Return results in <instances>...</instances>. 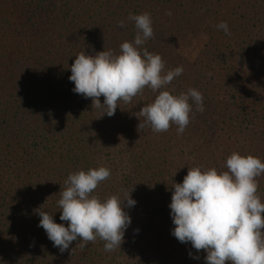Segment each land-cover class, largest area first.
Masks as SVG:
<instances>
[{
    "label": "trees",
    "instance_id": "obj_1",
    "mask_svg": "<svg viewBox=\"0 0 264 264\" xmlns=\"http://www.w3.org/2000/svg\"><path fill=\"white\" fill-rule=\"evenodd\" d=\"M137 1L145 3L131 14L150 13L154 35L147 41L155 43V25H161L159 19L165 17L159 11L161 5L146 11L143 7L150 5V0ZM168 1L163 11L170 3L175 5L174 0ZM233 5L228 17L226 12L220 17L222 9H217L212 21L204 18L207 30L213 29L194 62L174 57L173 51L169 64L162 58L166 70L184 69L166 90L179 95L195 88L203 95L204 111L192 104L190 123L178 135L176 125L161 133L149 126L139 129L134 114L158 95L148 87L130 103L119 101L111 117L92 106L91 98L72 91L75 85L69 76L75 56L107 50L111 40L105 36L110 31L97 32L96 27L98 22L113 20L114 14L110 20L99 11L93 13L89 0H0V264H164L165 259L172 264H205L203 250H186L190 242L181 243L171 235L175 226L169 204L174 184L167 179L165 156L178 144L185 147L192 138H203L208 152H213L198 159L197 167L202 169L226 171V160L233 152L264 162V0L249 4L244 13H238L239 6ZM199 12L183 9L182 19L174 13L175 20L168 28L187 29L193 22H202ZM80 15L87 19H83V28L95 27L87 42L83 35L70 37L75 25H83L76 23ZM129 15L121 21L133 36L137 30ZM217 21L227 22L230 35L214 29L220 24ZM175 36L172 32L165 41L169 48L177 41ZM70 40L75 45L65 46ZM114 53H120V46ZM100 101L103 103V96ZM95 117L101 118L105 129L99 128L103 131L92 125ZM112 117L126 118L122 136L116 132L117 125L114 130L108 127ZM94 130L100 135L106 130L111 142L103 147L87 138ZM109 149L112 154L111 150L105 153ZM99 167L110 169L111 175L93 195L101 200L119 195L123 200L132 191L131 198L137 202L125 209L131 225L121 249L106 252L105 242L97 238L85 248L74 241L61 252L38 227L40 217L34 210L43 205L42 210L54 215L56 223L67 226L59 219L58 207L65 179L70 173ZM188 168L179 173L175 183L183 181ZM257 179V194L264 202V175ZM158 211L163 216L158 218Z\"/></svg>",
    "mask_w": 264,
    "mask_h": 264
},
{
    "label": "clouds",
    "instance_id": "obj_2",
    "mask_svg": "<svg viewBox=\"0 0 264 264\" xmlns=\"http://www.w3.org/2000/svg\"><path fill=\"white\" fill-rule=\"evenodd\" d=\"M128 20L134 22L136 35L133 41L120 45L119 54L104 49L95 55L83 51L75 56L69 76L75 85L72 91L91 98L92 106L111 117L119 108V101L130 103L148 87L158 95L134 114L140 121L139 129L149 126L153 132L161 133L176 125L177 134H183L190 123L192 104L204 111L203 95L195 88L179 95L166 90L182 75L183 66L166 70L159 54L141 47L154 35L150 13L130 14ZM117 26L123 28L125 22L119 21ZM217 28L230 35L227 22H221ZM225 167L226 171L219 172L215 168H188L183 181L174 182L169 204L175 226L171 235L181 243L190 242L197 252L203 250L205 264H264V202L257 194V178L264 175V162L233 152ZM110 175V169L99 167L67 176L58 201L59 219L67 226L56 223L54 215L42 210L43 205L34 210L40 217L38 227L45 230L47 238L61 252L74 241L85 248L97 238L105 242L106 252L121 249L131 225L125 209L137 202L131 198L132 191L123 200L119 195L104 200L93 195Z\"/></svg>",
    "mask_w": 264,
    "mask_h": 264
},
{
    "label": "rangeland",
    "instance_id": "obj_3",
    "mask_svg": "<svg viewBox=\"0 0 264 264\" xmlns=\"http://www.w3.org/2000/svg\"><path fill=\"white\" fill-rule=\"evenodd\" d=\"M89 1H90V4L92 5L93 13L99 11L104 16H110L109 17L110 20L112 17L111 14L112 15L114 14L113 20H111L110 22H108L106 24H104V23L101 24V22H98V26L96 27L97 32L98 31L104 32L105 30L110 31L105 36L111 40L110 45H108L107 50L111 49L114 51L115 48L117 46H120L123 42H126V41L131 42L134 40L135 35L130 36L128 34V33H132V32H130L129 30L127 31L124 28H120L117 25H118V22L121 21L123 16L126 17V14L133 13L134 9L138 11L139 8H136V7L137 6L140 7V5H144L145 2L138 3L137 0H89ZM167 1L168 0H150V5L143 7V8H145L146 11H149L150 9L155 10V7L157 8V6L161 5L160 6L161 10H159V9L158 10L160 12L164 13L165 17L159 19L160 20L159 23H161V25H155V27L157 26L156 30H158V32L156 34L157 36L155 38L156 44L154 42H152L150 44L148 41H146L144 43V45L146 44L148 47L147 46L143 47V45L141 47L148 49V51L152 52L153 54L161 55V57L164 58V61L168 64L171 61V59L169 57V53L170 52L172 53V51L175 55L174 57L184 59L189 63L194 62L200 56V54L203 52L204 47L208 41V31L209 30L211 31L213 29V26H212V27H209L210 29L207 30V27L203 25L204 18L206 19V22L212 21L216 16L215 12L217 11V9H218V11L222 9L221 10L222 12L220 13V17H223V15L225 16V12H226V17H228L229 12L231 11V5H233V4H236V6H239L238 13H244L243 12L244 9H246L247 7H250L249 4L252 5V3H260L261 2V0H251V1L250 0H246V1L237 0L235 2L233 0H217V1L216 0H174L175 5L170 3V5H168V7H169L168 10L163 11L164 3H166ZM171 1H173V0H171ZM224 4L227 7L226 11H225V5ZM132 5L135 7H133ZM184 5L185 6L187 5L186 6L187 9H186V7H183ZM246 5H248V6H246ZM183 9L185 11H187V10L189 11L190 9L199 10L200 11L199 12V14H200V20L199 21H202V22H199V23L193 22V25H188L187 29H186V27H182L181 30H176L175 27L174 28L171 27L172 29H169L168 27L171 25V21L175 20L174 13L176 14V12H177L179 14L178 16L180 18L185 17V14H183ZM204 11H205V13H204ZM169 12H171V15H168ZM160 16H157V17L159 18ZM178 16H176V17H178ZM208 17H210L211 20H207ZM83 19H86V18L82 17L81 15L77 17L76 23H81L83 25H79V26L75 25L74 26L75 30L72 31V34L70 37L76 38L77 36L80 37V35H83L82 37L85 38V41H86L87 39H90V36H93L91 31L95 27L93 26V28H90L92 26L91 25L88 28H83V26L85 25V23L83 22ZM220 20H221V18H220ZM218 23H221V21ZM177 27H179V26H177ZM214 29L217 31H220V29H218V28H214ZM126 31H127V33H126ZM79 32L82 34H79ZM172 32L176 34V36L174 38H176V40H177V41H175L174 45L172 46L174 49H172V47L169 48L168 43L166 44V42H165L169 38L170 34H172ZM95 34H97V33H95ZM132 34H134V32ZM157 39H159V40H157ZM74 43H76V42H73L72 40H70L69 42H67L64 45L69 47L71 45L74 46L75 45ZM111 120L113 122L110 123L108 125V127H110L112 130H114L116 125H117L116 132H117L118 136L119 135L122 136L121 131H123L122 128L124 127L122 122L124 123L126 118L124 119L121 117H116V118L112 117ZM94 121L95 122L92 125L97 126L98 131H103V129H105V127L103 128L104 125H103L101 118L95 117ZM99 127L103 128V129H100ZM98 131L94 130L93 135L87 133V135H88L87 138H92V140L94 142L97 141V143L100 146L106 147L107 142L108 141L111 142L110 140H108L107 136H105V135H107V132L105 130L103 135H100ZM108 135H114V133L108 132ZM196 140H197V138H194V139L192 138L191 142L189 144H187L185 147H184V144L183 145L178 144L177 146L172 148V150L170 152H168L167 155L165 156L167 158L166 167L168 169L167 179H168V181L171 179L169 183L174 184V182L178 179V177H180L179 173H183L184 170L186 168H188L189 166L190 167H192V166L197 167L198 166V159L200 157L205 159L207 156L206 155L207 153L213 152V151L208 152V149L206 148L207 142H206V146H205L204 145L205 143L203 142V140H204L203 138H200L197 141ZM215 146L216 145L214 144V147ZM110 150L111 149L106 150L105 153H109ZM110 153L111 154L113 153L112 150ZM107 155H109V154H107ZM108 160L112 161L111 158L110 159L108 158ZM108 160H106V161H108ZM107 165H109V163H107ZM158 215H159L158 218L163 216L162 213H160V212ZM155 220H156V218H155ZM189 245H191V244H189ZM192 249L193 248L191 246L186 248V250H189V251H192ZM149 252L152 253V252H154V250L149 251ZM166 252H167V250H166ZM166 252L161 254V256L162 255L164 256L166 254ZM185 255H187V254H185ZM202 255L206 256V253L203 251ZM187 256H185L186 259L189 258V255H187ZM163 259H165V258H163ZM166 260L167 259H165L164 264H172L170 262H167ZM159 264H161V263H159ZM227 264H230V262H227Z\"/></svg>",
    "mask_w": 264,
    "mask_h": 264
}]
</instances>
